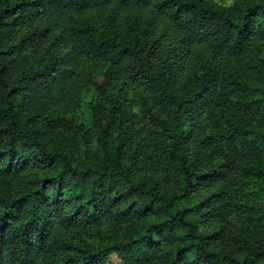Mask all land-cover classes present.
Here are the masks:
<instances>
[{"label":"trees","instance_id":"obj_1","mask_svg":"<svg viewBox=\"0 0 264 264\" xmlns=\"http://www.w3.org/2000/svg\"><path fill=\"white\" fill-rule=\"evenodd\" d=\"M0 264H264V0H0Z\"/></svg>","mask_w":264,"mask_h":264},{"label":"rangeland","instance_id":"obj_2","mask_svg":"<svg viewBox=\"0 0 264 264\" xmlns=\"http://www.w3.org/2000/svg\"><path fill=\"white\" fill-rule=\"evenodd\" d=\"M233 0H224L226 4H230ZM103 96L99 93V91H96V88L92 87L90 88L84 95L82 106H81V112L79 114L80 121L84 124V126H89L90 123V109L88 107V102H95L97 99H102ZM116 258L113 257L112 261L115 263Z\"/></svg>","mask_w":264,"mask_h":264}]
</instances>
